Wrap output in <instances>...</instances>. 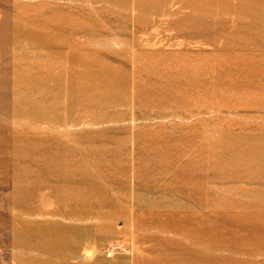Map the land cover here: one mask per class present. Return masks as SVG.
Wrapping results in <instances>:
<instances>
[{
    "label": "rangeland",
    "instance_id": "374dc122",
    "mask_svg": "<svg viewBox=\"0 0 264 264\" xmlns=\"http://www.w3.org/2000/svg\"><path fill=\"white\" fill-rule=\"evenodd\" d=\"M247 1L0 0V264H264V0ZM207 56L225 64L196 96L186 57ZM160 57L187 89L159 81L182 104L144 116L132 87ZM91 73L109 92L76 86Z\"/></svg>",
    "mask_w": 264,
    "mask_h": 264
},
{
    "label": "bare ground",
    "instance_id": "6f19581e",
    "mask_svg": "<svg viewBox=\"0 0 264 264\" xmlns=\"http://www.w3.org/2000/svg\"><path fill=\"white\" fill-rule=\"evenodd\" d=\"M72 1V0H71ZM161 1V0H160ZM164 1V0H163ZM39 2V1H38ZM75 2V1H74ZM150 2V1H149ZM152 2V1H151ZM132 3V2H131ZM146 3V2H145ZM133 4V3H132ZM41 5V4H40ZM61 6V5H60ZM64 7V6H63ZM127 7V6H126ZM132 8V7H131ZM133 8H135V7H133ZM151 8V7H150ZM141 9H143V8H141ZM23 10V9H22ZM40 10V9H39ZM144 10V9H143ZM36 11V10H35ZM62 11V10H61ZM68 11V10H67ZM157 12V11H156ZM34 15V14H33ZM135 16V15H134ZM141 17V16H140ZM27 19H29L28 17H27ZM60 19V18H59ZM90 19V18H89ZM132 19V18H131ZM37 20V19H36ZM49 20V19H48ZM31 21V20H30ZM32 21H34V18H33V20ZM135 21V20H134ZM69 22V21H68ZM131 22V21H130ZM63 23H65V22H63ZM62 23V24H63ZM145 23V22H144ZM97 24V23H96ZM49 25V24H48ZM78 25V24H77ZM40 26H42L41 24H39V27ZM172 26V25H171ZM62 27H64V26H62ZM200 27V26H199ZM41 28V27H40ZM43 28V27H42ZM72 28V27H71ZM173 28V27H172ZM175 28V27H174ZM60 29H62V28H60ZM68 30V29H67ZM82 31V30H81ZM30 33V32H29ZM35 33V32H34ZM70 33V32H69ZM85 33V32H84ZM88 33V32H87ZM1 34L3 35V33L1 32ZM7 34V33H6ZM32 35H33V33H32ZM50 35V34H49ZM48 35V36H49ZM70 36V35H69ZM36 38L37 40H39V39H42V40H44L45 39V37H44V35H43V33L40 35V34H35L34 36H32V38ZM77 37V36H76ZM91 37V36H90ZM5 38H6V36H5ZM52 42V41H51ZM60 42V41H59ZM67 42V41H66ZM133 42V41H132ZM72 43V42H71ZM78 43V42H77ZM60 46V45H59ZM56 48V47H55ZM60 49V48H59ZM84 50H85V48H84ZM154 51V50H153ZM152 51V52H153ZM55 52H57V51H55ZM27 54V53H26ZM58 55V54H57ZM35 56V55H34ZM123 57V56H122ZM186 58H188V64H187V66H188V69L190 70V69H192V68H195V70L197 71H195V74H196V76H198V81L199 82H197L196 84V88H194V94L197 96V94L199 93V92H202V94L204 93V94H207L206 93V91H208L207 90V88H211L214 84L212 83V85H209V83H205V81H203V74L207 71V70H209V69H211V70H214V69H219V67H220V65L219 64H225L224 63V58L225 57H221L218 61H216V62H213L212 61V63L210 62V61H208V59L209 58H211V57H209V56H207V57H203V59H204V62H203V64H200V65H197V64H195L194 62H193V60L194 59H192V57L191 58H189V57H186ZM231 59L233 58V57H230ZM43 59V58H42ZM132 59V58H131ZM178 59H180V57H160L159 59L158 58H156V64L154 63V66H152V67H150V68H148L147 70H146V72L145 73H147V74H149L151 77H153V79L157 82V83H155V84H153L152 83V85H151V87H146L145 85H142L141 83H137V84H134V86L132 87L133 88V90H134V94H135V97H134V101H135V104H137V106H139L140 107V109H142L143 111H144V107H145V109H147L148 111L152 108V107H154V106H156L157 104H159V103H168V102H171V101H173L172 103H176L175 105H180V104H182V101H181V97H180V99H177V98H175V99H177L178 101H176V100H174L173 99V95L171 94V93H167V94H165V95H159V94H157L156 92H155V89H153V88H155V87H157L159 84V81H165V80H167V82L168 81H170L171 83H172V85L173 86H175V89L177 88L178 89V91L180 92V93H185V90L187 89V86L185 85V84H183V80H182V77H181V74H180V66H179V64H178ZM168 60H170L171 62H167ZM210 62V63H209ZM31 65H29L28 67H26L25 69L26 70H21V71H24L25 73H26V76L24 77L23 76V78H15L14 79V82H15V85H16V87H17V90L18 91H21V89L20 88H24V89H26V92H24V89L22 90L23 91V93H25L24 95V97L22 96V97H20L19 99H18V101L17 102H23V100H26L29 96L28 95H30V93H29V91L31 90V89H33V88H35V87H40V79H39V75H40V73H41V66H40V68L37 66H34L33 64L34 63H30ZM136 64V63H135ZM162 65V66H161ZM143 66V65H142ZM230 66V71H232L233 72V70H234V68H235V66H234V64H230L229 65ZM21 69V68H20ZM221 69H223V65H221ZM144 70V69H143ZM260 70H264V68L262 69H260ZM69 72V71H68ZM71 72V71H70ZM51 73H52V70H51ZM129 75V74H128ZM6 76V75H5ZM113 76L111 75V74H107V73H101V74H98V76L97 75H94L93 73H91V75H90V77H88V79L86 80L85 78H83V79H81V80H77V81H75V83H76V86L77 85H82V87H83V89L84 90H87V91H94L95 93H98L99 91H102V92H109V90H110V88L112 87V83H113V78H112ZM117 77V76H116ZM181 78V79H180ZM46 79V78H45ZM180 79V80H179ZM232 79H234V77L232 78ZM116 80V79H115ZM122 80V79H121ZM182 81V82H181ZM224 82L222 83V86L224 87V89L225 90H227V91H230V93L231 92H233V91H237L236 90V84H235V82H233V80H231V82H230V79L229 78H225L224 80H223ZM167 85H169V82L167 83ZM190 85V87H192V84L190 83L189 84ZM227 88H230V90L229 89H227ZM214 90H215V88H213ZM233 89H235V90H233ZM112 90V89H111ZM210 90H212V89H210ZM100 93V92H99ZM214 91L212 90V92L209 94V96H210V98L211 97H214ZM233 94V93H232ZM23 95V94H22ZM199 95V94H198ZM208 95V94H207ZM224 97H225V95H224ZM223 97V98H224ZM223 98L221 97V98H215V100H216V102H213V103H215V104H225V101H229L230 103H232L233 101L232 100H235L234 102H236L237 101V99H232L231 98V100H230V98H228V97H226V98H228V100H223ZM183 99V98H182ZM225 99V98H224ZM189 101H191V100H189ZM223 101V102H222ZM222 102V103H221ZM238 102V101H237ZM239 103V102H238ZM229 104V103H228ZM227 105V104H226ZM225 106V105H224ZM228 106V105H227ZM219 107H220V105H219ZM222 108V107H221ZM228 108V107H227ZM244 108V107H243ZM215 109V108H214ZM219 109V108H218ZM238 109V108H237ZM147 110H145L144 112H143V115L145 116L146 114H147ZM14 111V113H19V112H21L19 109H15V110H13ZM31 111V110H30ZM30 111L28 112L31 116H33L32 115V113H30ZM203 111V110H202ZM217 112V111H216ZM34 113V112H33ZM221 113V112H220ZM29 115V116H30ZM30 118V117H29ZM223 119H225V118H223ZM39 139V138H38ZM253 147V149L255 150L256 148H258L257 146H255V145H253L252 146ZM91 149V146H87V151H90V149ZM35 149V148H34ZM227 163H228V166H233V165H235L234 164V162L233 163H231V164H229L231 161H226ZM254 167H262V170H263V174H264V161H262V162H258V161H253L252 163H251ZM57 165V164H56ZM242 182H243V180L242 179H240ZM264 181V180H263ZM245 182V181H244ZM246 182H247V180H246ZM253 193V192H252ZM256 193H254L253 194V196L255 195ZM250 195V194H249ZM223 207V206H222ZM229 207H230V205H229ZM245 208V207H244ZM257 209V208H256ZM224 211V210H223ZM262 211V210H261ZM249 212V211H248ZM243 215V214H242ZM246 216V215H245ZM245 218V217H244ZM200 258V257H199ZM177 260V259H176ZM198 260H200V259H198Z\"/></svg>",
    "mask_w": 264,
    "mask_h": 264
},
{
    "label": "crops",
    "instance_id": "0c3cea01",
    "mask_svg": "<svg viewBox=\"0 0 264 264\" xmlns=\"http://www.w3.org/2000/svg\"><path fill=\"white\" fill-rule=\"evenodd\" d=\"M252 3H254V1H252ZM245 4H246V6H248V1L247 0H245ZM262 20H264V18ZM261 29L264 30V27H262ZM257 43L264 44V39H262L261 42H256L255 44H257Z\"/></svg>",
    "mask_w": 264,
    "mask_h": 264
}]
</instances>
